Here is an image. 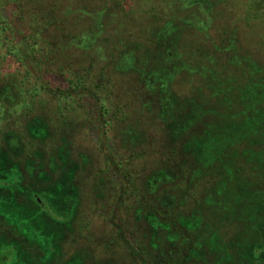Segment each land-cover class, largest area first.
<instances>
[{
    "label": "rangeland",
    "instance_id": "obj_1",
    "mask_svg": "<svg viewBox=\"0 0 264 264\" xmlns=\"http://www.w3.org/2000/svg\"><path fill=\"white\" fill-rule=\"evenodd\" d=\"M196 1L0 0V264H49L57 243L54 264H131L109 244L114 211L123 210L107 202L112 169L102 132L115 159L138 170L133 151L151 122L142 108L151 96L136 66L170 65L156 36L184 29L178 59L193 73L172 83L183 95L204 66L244 79L250 67L264 68V0ZM141 160L143 169L153 165ZM34 193L49 207L34 206ZM234 257L221 259L245 261L243 252Z\"/></svg>",
    "mask_w": 264,
    "mask_h": 264
},
{
    "label": "trees",
    "instance_id": "obj_2",
    "mask_svg": "<svg viewBox=\"0 0 264 264\" xmlns=\"http://www.w3.org/2000/svg\"><path fill=\"white\" fill-rule=\"evenodd\" d=\"M183 30L156 36V51L169 66L135 65L151 96L142 102L151 122L133 151L138 170L129 173L124 158L115 159L102 132L112 169L107 202L123 210L114 211L109 244L121 241L131 264H224L236 260V251L245 258L239 264H264V68L250 67L244 79L242 71L220 75L216 65L204 66L197 86L183 95L172 86L182 71L193 73V64L178 59ZM147 156L153 165L143 169ZM230 241L234 250L226 247ZM221 248L226 256L216 255Z\"/></svg>",
    "mask_w": 264,
    "mask_h": 264
},
{
    "label": "flooded vegetation",
    "instance_id": "obj_3",
    "mask_svg": "<svg viewBox=\"0 0 264 264\" xmlns=\"http://www.w3.org/2000/svg\"><path fill=\"white\" fill-rule=\"evenodd\" d=\"M33 198H35V200H36V205H34V206H39V207H42V208H44V207H49V205L47 204L46 205V203H43L42 202V200H41V198H39V195H37L36 193H34V195H33ZM34 200V199H33ZM49 200V199H48ZM110 242H111V239H110ZM111 245V244H110ZM115 247L116 248H121L122 249V246H121V241H118V242H116L115 241ZM57 250H58V252H57V254L55 255V256H51V257H53V259H52V261H50V263L49 264H54V262H58V256H59V248H58V243H57ZM115 251H117V249H115ZM79 261L81 262L80 264H84V262L81 260V259H79ZM93 264H103V262H101V261H96V262H94ZM106 264H120V261H118V260H116L115 259V261L112 263V261H111V263H106Z\"/></svg>",
    "mask_w": 264,
    "mask_h": 264
}]
</instances>
